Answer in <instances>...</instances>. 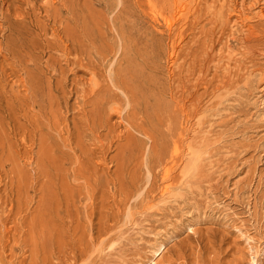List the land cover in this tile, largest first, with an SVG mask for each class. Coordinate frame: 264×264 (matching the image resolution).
<instances>
[{"label":"rangeland","instance_id":"rangeland-1","mask_svg":"<svg viewBox=\"0 0 264 264\" xmlns=\"http://www.w3.org/2000/svg\"><path fill=\"white\" fill-rule=\"evenodd\" d=\"M0 264H264V0H0Z\"/></svg>","mask_w":264,"mask_h":264},{"label":"bare ground","instance_id":"bare-ground-1","mask_svg":"<svg viewBox=\"0 0 264 264\" xmlns=\"http://www.w3.org/2000/svg\"><path fill=\"white\" fill-rule=\"evenodd\" d=\"M226 3V2H225ZM180 11V10H179ZM240 15V14H239ZM169 24V23H168ZM209 137V136H208ZM177 148V147H176ZM213 190V189H212ZM246 242H248V240L246 241ZM163 245H164V240H163V238H161V239H156L155 240V247H154V250H153V252H152V256H155V255H159L160 254V252H161V250H162V248H163Z\"/></svg>","mask_w":264,"mask_h":264}]
</instances>
